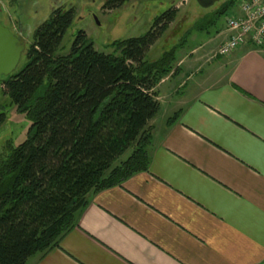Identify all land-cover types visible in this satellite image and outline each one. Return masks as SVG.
I'll return each mask as SVG.
<instances>
[{
    "label": "crops",
    "instance_id": "0c3cea01",
    "mask_svg": "<svg viewBox=\"0 0 264 264\" xmlns=\"http://www.w3.org/2000/svg\"><path fill=\"white\" fill-rule=\"evenodd\" d=\"M228 36H204L158 84L149 169L90 196L28 264H264V48L216 56Z\"/></svg>",
    "mask_w": 264,
    "mask_h": 264
},
{
    "label": "trees",
    "instance_id": "16d2710c",
    "mask_svg": "<svg viewBox=\"0 0 264 264\" xmlns=\"http://www.w3.org/2000/svg\"><path fill=\"white\" fill-rule=\"evenodd\" d=\"M129 1L107 0L104 7ZM221 2L155 60L147 55L177 19V7L145 34L115 40L111 53L97 50L85 31L69 53H59L73 8H58L40 24L24 65L2 79L1 96L31 125L23 141L0 155V264H28L44 255L78 225L90 196L149 169L150 121L161 108L157 86L179 71L189 37L219 33L239 0ZM6 120L1 111L0 128Z\"/></svg>",
    "mask_w": 264,
    "mask_h": 264
},
{
    "label": "rangeland",
    "instance_id": "374dc122",
    "mask_svg": "<svg viewBox=\"0 0 264 264\" xmlns=\"http://www.w3.org/2000/svg\"><path fill=\"white\" fill-rule=\"evenodd\" d=\"M106 1L0 0V19L8 23L11 29L19 26L23 27L24 35L28 34V37L25 38L27 40L26 44L30 46L33 42L34 30L50 17L52 3L58 2V5L63 6L65 9L73 8L75 10L74 21L64 35L59 53L67 54L71 51L79 31H85L94 42L97 50L111 53L114 51L112 43L115 40L138 37L145 34L151 29L158 16L173 7H177L179 10L177 19L170 25L169 30L163 34L161 39L150 48L147 55L149 60H155L165 50H169L173 45L180 42L196 20L218 8L222 3H216L210 8H203L197 0H132L121 7L109 9L104 7ZM240 1L238 4H240ZM36 13H38L37 18H41V20L35 28L33 21ZM232 14L233 11H230L228 15L221 19V26L226 25L227 17ZM204 36H207V34L199 35L197 38L193 37V35L190 36L187 47L181 50L180 55L196 47ZM24 63L25 57L23 55L17 70ZM1 111H5L7 114V120L0 128V155H5L9 144L17 145L25 139L31 121L10 105L7 96H1L0 94ZM132 151L133 149L122 156L115 166L125 160Z\"/></svg>",
    "mask_w": 264,
    "mask_h": 264
},
{
    "label": "built area",
    "instance_id": "2783aa9c",
    "mask_svg": "<svg viewBox=\"0 0 264 264\" xmlns=\"http://www.w3.org/2000/svg\"><path fill=\"white\" fill-rule=\"evenodd\" d=\"M226 31L229 36L216 56H227L248 43L264 48V0H241L239 12L226 19Z\"/></svg>",
    "mask_w": 264,
    "mask_h": 264
},
{
    "label": "water",
    "instance_id": "95a60500",
    "mask_svg": "<svg viewBox=\"0 0 264 264\" xmlns=\"http://www.w3.org/2000/svg\"><path fill=\"white\" fill-rule=\"evenodd\" d=\"M224 0H197L203 8H210ZM26 51V45L22 38L16 36L9 27L0 22V94L2 79L15 71Z\"/></svg>",
    "mask_w": 264,
    "mask_h": 264
},
{
    "label": "flooded vegetation",
    "instance_id": "af4514ba",
    "mask_svg": "<svg viewBox=\"0 0 264 264\" xmlns=\"http://www.w3.org/2000/svg\"><path fill=\"white\" fill-rule=\"evenodd\" d=\"M55 2V1H54ZM52 3V7H51V14L55 11V10H57L58 8H64L63 6H59L58 5V2L57 3ZM37 14L38 13H36V17H35V20L33 21V23H34V27L36 28L37 27V24L39 23V21L41 20V18H37ZM51 16V15H50ZM1 20V19H0ZM1 22L4 24V25H6L7 27H9V24L8 23H6L4 20H1ZM39 26H40V24H39ZM38 26V27H39ZM37 27V28H38ZM10 28V27H9ZM36 28V29H37ZM35 29V30H36ZM10 30L16 35V36H18L19 38H22L23 40H24V43H25V45H26V49L29 47V45L27 46V44H26V42H27V40L25 39L26 37H28V34L26 33L25 35H24V30H23V27H21V26H19L18 28H13V29H11L10 28ZM35 30H34V32H33V36H34V33H35ZM26 52V51H25Z\"/></svg>",
    "mask_w": 264,
    "mask_h": 264
}]
</instances>
